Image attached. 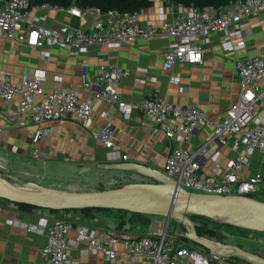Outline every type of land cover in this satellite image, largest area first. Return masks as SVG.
<instances>
[{"label": "built area", "instance_id": "1", "mask_svg": "<svg viewBox=\"0 0 264 264\" xmlns=\"http://www.w3.org/2000/svg\"><path fill=\"white\" fill-rule=\"evenodd\" d=\"M40 13L32 15L28 0H3L0 5V36L26 45H52L86 52L91 44L118 47L137 38L154 36L170 38L163 52L162 67L171 68L176 62L194 63L201 59L203 47L210 41V34L219 32L218 43L223 50H236L245 46L251 30L250 17L257 23H264V0H231L226 4H210L197 7L178 3L176 15L164 19L159 13L156 24H141L139 10H100L96 6L74 7L71 15L92 14L87 28H80L61 22L57 26L39 23L48 10L61 6L47 2L35 5ZM41 56L47 50L39 51ZM238 93L228 104L223 115L212 119L192 104H178L164 101L154 89L146 91L135 105L124 100L117 83L126 75V70L106 62H98L91 70L83 64L80 68V87L53 86L45 90V74L36 70L16 77L0 69V100L12 104L4 113V121L13 127L45 120H59L66 114H73L84 126L90 125L93 101L114 105L123 118H128L133 107L139 109L151 122L157 124L163 134L177 142L187 141L191 135L208 126L209 134L193 148L181 144L173 145L166 154L161 170L177 185L193 192L210 194H243L256 192V183L264 177V167L250 175L239 178L238 172L248 162L254 150L264 151V122L253 112L257 99L264 96V44L255 52L234 60ZM176 81L175 78H171ZM143 81V80H139ZM102 117L109 114L100 112ZM104 132L92 129L93 137H100L108 148L111 140ZM41 130H35L32 140L36 141ZM232 137L239 149L229 158L219 174L206 173L200 169L201 161L210 157L213 144H224ZM37 148L33 155H39ZM214 156L217 155L215 151ZM124 158L125 154H121ZM250 196V195H249ZM20 226L40 232L44 242L39 249L43 264H77L68 258L67 250L75 242L82 244L84 254L100 252L103 264H121L117 261L116 243L123 246L127 258L133 264H208L211 254L191 241L180 240L166 227L159 231L121 238L105 230H96L84 224L73 225L58 215L41 214L36 223ZM73 229L74 237L65 236ZM14 264H23L16 262ZM210 264H239L214 256Z\"/></svg>", "mask_w": 264, "mask_h": 264}, {"label": "crops", "instance_id": "2", "mask_svg": "<svg viewBox=\"0 0 264 264\" xmlns=\"http://www.w3.org/2000/svg\"><path fill=\"white\" fill-rule=\"evenodd\" d=\"M3 0H0V5ZM177 2L169 0H151L147 6L140 8L138 21L141 24H156L159 13L164 19H172L176 15ZM77 7L70 4L57 10H48L44 20L39 23L57 26L66 22L70 26L87 28L93 16L82 14L71 15V10ZM31 13L37 16L40 10L31 7ZM251 30L247 36L248 42L244 47L236 50H223L219 43V32L210 34V41L203 47L199 62H176L171 68L162 67L163 52L170 38L154 36L146 39L137 38L124 42L118 47H106L102 44H91L86 52H78L69 48L52 45H26L0 36V69L11 76L31 74L36 70H43L45 74V90L53 86L80 87V68L83 64L89 70L98 62H106L126 70V75L117 83L120 96L135 105L139 98L149 89L157 91L164 101L178 104H192L201 108L212 119L220 118L225 108L238 93L234 60L255 52L264 44V23L259 24L254 17H250ZM47 50L46 56H41L40 50ZM175 78L176 81H172ZM139 80H143L142 82ZM12 104L0 100V174L7 175L16 182L33 180L44 185L57 187L59 183H70L80 176L76 168L89 166L99 161L127 160L151 164L161 169L164 158L173 145L181 144L193 148L203 141L209 134L210 128L203 126L195 131L185 142H177L166 137L161 128L151 122L139 109L133 107L128 118H123L114 105L103 101H93L90 113V125L84 126L73 114H66L59 120H45L30 123L21 127H13L4 121V113ZM101 111L108 112L102 117ZM253 112L264 122V96L257 99L253 105ZM111 140L106 148L100 137H93L92 129L104 132ZM35 130H41L36 141L32 140ZM235 138L230 137L224 144H213L209 148L210 157L201 161L200 169L206 173L219 174L225 162L234 156L239 149ZM37 148L39 155H33ZM217 155L214 156V152ZM13 156V164H8L5 157ZM121 154H125L122 158ZM4 162L6 164H4ZM10 165L12 166L10 168ZM50 169L63 168L64 173L47 172L38 169L40 166ZM25 167V169H24ZM264 167V151L254 150L245 166L239 170L238 177L244 178L254 170ZM111 170V169H110ZM100 173L99 181L91 179L85 189L110 187L127 181H135L129 171ZM98 176V177H99ZM83 178L84 180L88 179ZM105 178L106 185L100 181ZM256 192H264V177L256 183ZM58 215L69 220L73 225L84 224L96 230H105L121 238L135 237L150 233L149 229L153 217H160L161 229L173 233L170 220L160 215L131 214L130 211L113 208H79L61 209L49 212L41 207L23 208L13 202L0 198V264H43L39 249L44 242V235L40 232L27 230L20 223L34 224L41 214ZM158 220V218H157ZM175 228L179 227L177 223ZM224 240L235 243L247 250L264 256V232L247 230L239 233L232 226L222 227ZM245 233V234H244ZM67 238L74 237L73 229L67 230ZM82 244L75 242L67 250L68 258L77 264H103L105 259L100 252L84 254ZM117 261L121 264H133L125 254L123 246L116 243Z\"/></svg>", "mask_w": 264, "mask_h": 264}, {"label": "water", "instance_id": "3", "mask_svg": "<svg viewBox=\"0 0 264 264\" xmlns=\"http://www.w3.org/2000/svg\"><path fill=\"white\" fill-rule=\"evenodd\" d=\"M100 173L118 169L134 172L149 180L127 181L94 189L74 190L52 187L33 180L13 182L0 174V198L55 210L73 208H113L160 215L175 219L182 226L174 235L197 244L211 256L238 257L247 264H264V256L235 243L198 234L187 214L204 216L233 227L264 231V199L243 194L193 192L177 185L161 169L147 163L127 160L99 161L92 164ZM89 166H81L78 173Z\"/></svg>", "mask_w": 264, "mask_h": 264}, {"label": "trees", "instance_id": "4", "mask_svg": "<svg viewBox=\"0 0 264 264\" xmlns=\"http://www.w3.org/2000/svg\"><path fill=\"white\" fill-rule=\"evenodd\" d=\"M169 1H175L183 5L193 4L197 7H201L207 4H210L213 6L223 5V4L228 3L231 0H169ZM43 2H47L50 4H56L57 6H61V7H66L70 4H74L77 7L96 6L102 11L106 9H110V8L132 11V10H139L140 8L149 5L151 3V0H28V5L29 7H32V6L38 5ZM97 188H101V186H98ZM248 195L253 196L251 194H248ZM259 199H263V198H259ZM13 203L23 208L36 207L34 205L27 204V203H17V202H13ZM44 209H46L49 212L57 211L55 209H50V208H44ZM79 209L87 210V209H91V207H85V208H79ZM130 213L136 214V215H145V213H139V212H130ZM187 215L193 221L196 233L209 236V237H214L219 240H224V234L222 233V230H221V227H222L221 223H218L216 221H213L209 218H206L200 215H195V214H187ZM234 228H237V227H234ZM176 238L180 240L189 241L181 236H176ZM227 259L231 260L232 262L239 263V264H241L242 262V260L238 257H228Z\"/></svg>", "mask_w": 264, "mask_h": 264}, {"label": "rangeland", "instance_id": "5", "mask_svg": "<svg viewBox=\"0 0 264 264\" xmlns=\"http://www.w3.org/2000/svg\"><path fill=\"white\" fill-rule=\"evenodd\" d=\"M5 157H8V160H7V158H6V162L8 163V164H10L11 162H13V156L11 155V154H7ZM1 163V162H0ZM4 164H6L5 162H4ZM11 164H13V163H11ZM3 166H0V168H2ZM12 166L10 165V168H11ZM79 168L80 167H78V168H76V174H78L79 176H80V179H76L75 181H71L70 183H66V182H62V183H59L58 185H57V187L58 188H63V189H74V190H84L85 188H87V187H90L89 185H87L89 182H90V180L91 179H97V181H99V179H100V177H102L103 176V174L101 175V176H99V175H97V173H98V170L97 169H94L93 168V166H92V164H89V169L88 170H86V171H83V172H81V173H78V170H79ZM24 169H25V167H24ZM38 169L39 170H41V171H45V170H47V172H58V173H64V169L62 168H59L58 166H57V169H55V168H53V169H50L49 167H47V165H45V166H40V167H38ZM113 172V171H117V170H113V169H111V170H104V173L105 172ZM7 175H5L4 173H2L4 176H6L8 179H10L11 181H13V182H15L12 178H11V172L9 173V172H5ZM99 176V177H98ZM87 177H89L88 179L89 180H87V179H83V178H87ZM133 178L135 179V181H138V180H149L148 178H146V177H144V176H142V175H139V174H135V175H133ZM89 181V182H88ZM102 183H103V185H106V181H105V178L104 179H101L100 180ZM18 181H16V183H17ZM91 189H94L93 187H91ZM251 195H253L254 197H258V198H263L264 199V192H260V193H257V192H252L251 193ZM157 218H158V220H157ZM163 221V220H162ZM162 221H161V219H160V217H153V220L151 221V223L149 224V229L150 230H155V231H159L160 229H161V226H162ZM178 223V221L177 220H175V219H171L170 220V225H171V227H176L175 225ZM225 226H230V225H223L222 224V227H225ZM222 227H221V230H222V233H224L223 232V229H222ZM169 228H170V226H168L167 227V232L168 233H170V231H169ZM234 228V227H233ZM237 230H238V232L239 233H241V232H246V229H242V228H236ZM258 232H264V231H258ZM172 234H174V233H172ZM242 234V233H241ZM245 234V233H244ZM241 264H246L245 262H241Z\"/></svg>", "mask_w": 264, "mask_h": 264}, {"label": "flooded vegetation", "instance_id": "6", "mask_svg": "<svg viewBox=\"0 0 264 264\" xmlns=\"http://www.w3.org/2000/svg\"><path fill=\"white\" fill-rule=\"evenodd\" d=\"M178 224H179V223H178ZM181 227H182V226L179 224V227H178V228L173 227V230H180V229H182Z\"/></svg>", "mask_w": 264, "mask_h": 264}]
</instances>
